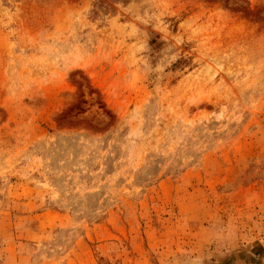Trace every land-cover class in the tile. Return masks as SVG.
Returning a JSON list of instances; mask_svg holds the SVG:
<instances>
[{"label": "rangeland", "instance_id": "rangeland-1", "mask_svg": "<svg viewBox=\"0 0 264 264\" xmlns=\"http://www.w3.org/2000/svg\"><path fill=\"white\" fill-rule=\"evenodd\" d=\"M0 264H264V0H0Z\"/></svg>", "mask_w": 264, "mask_h": 264}, {"label": "trees", "instance_id": "trees-1", "mask_svg": "<svg viewBox=\"0 0 264 264\" xmlns=\"http://www.w3.org/2000/svg\"><path fill=\"white\" fill-rule=\"evenodd\" d=\"M227 1V0H226ZM235 5L234 6H231V8L232 9H244L245 7L243 6V5H241V4H239V3H234ZM75 83H77V85L78 86H81V83L79 82V81H77V80H73ZM94 89H92V88H89L88 89V93L90 94V93H92V92H94L93 91ZM84 102V100L83 99H79L76 103H74V104H72V105H70L69 107H67L60 115H59V117L57 118V121L59 122V123H63V122H65L66 121V118H68L69 116H73V115H75V114H77L78 112H80L81 110H82V108H81V104ZM95 102H97L98 104H99V106L103 109V111H107L106 109H105V105L101 102V101H99V98L97 97L96 99H95ZM258 253H260L259 251H261L262 250V248L263 247H261L260 245H258Z\"/></svg>", "mask_w": 264, "mask_h": 264}]
</instances>
